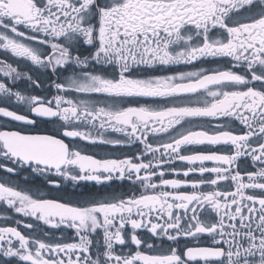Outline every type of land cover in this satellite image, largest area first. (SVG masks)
Here are the masks:
<instances>
[{"label":"snow or ice","instance_id":"1","mask_svg":"<svg viewBox=\"0 0 264 264\" xmlns=\"http://www.w3.org/2000/svg\"><path fill=\"white\" fill-rule=\"evenodd\" d=\"M0 52V117L24 126L0 130V203L43 232L0 227V264H264V0H0ZM40 75L50 99L14 90ZM52 177L132 194L64 202Z\"/></svg>","mask_w":264,"mask_h":264},{"label":"flooded vegetation","instance_id":"2","mask_svg":"<svg viewBox=\"0 0 264 264\" xmlns=\"http://www.w3.org/2000/svg\"><path fill=\"white\" fill-rule=\"evenodd\" d=\"M3 56V53L0 52V57ZM205 67H225L224 63L221 62L217 64H208ZM155 74L157 75H171L172 72L168 70H160L157 71ZM40 86L36 87L34 85H30L26 80L22 82H18V85L14 88L15 91L21 92L24 95H36L39 97L51 98V96L55 93V88L52 86V82L48 76L40 75L39 77ZM55 79V78H52ZM4 106L17 111L18 113H25L26 107L17 104L16 102L6 103L4 102ZM29 116L30 113H27ZM22 125L19 122L10 121L8 118L0 117V130H21ZM31 127V126H27ZM51 125L48 128L40 127L36 129L37 131H47L51 129ZM108 138H116L119 136L117 133L108 132ZM78 144L81 146V151L84 154H88L93 156V158H123L124 156H132L137 151L136 146L128 147V146H119L114 147L111 145H104V144H91L84 141H78ZM250 165V161H249ZM181 166L182 165H178ZM243 167V165H242ZM6 175L3 172H0V176ZM26 175V174H25ZM46 177L44 175L39 177V182L44 183ZM52 179L59 181L61 185V190L56 191L53 189L52 191H48V185L42 189V191L51 198L62 199L64 202H72V203H83L93 197L101 198V194L107 192H115L117 194L122 195H131L132 194V185L128 180L119 181L113 180L110 183V187L105 185H97L93 181H81L79 186H74L71 182H65L60 177H52ZM17 221L23 222H30L33 224H38V222L31 220L30 218H25L20 214L14 212L13 209L9 208L7 205L0 203V227H17L22 234L29 236L39 234L43 236L42 231H38L37 229H28L23 226V223L18 224ZM38 228L41 230H47L50 233H55L56 236L52 237L55 238H62L67 241H71V230L69 229H47V226L42 224L38 225ZM146 235V234H145ZM48 239V237H43ZM191 244H195V241L190 242ZM201 243H204L203 241ZM183 247V244H181ZM119 248V246H117ZM167 251L166 248H157L154 250L145 249V252L149 254H164Z\"/></svg>","mask_w":264,"mask_h":264}]
</instances>
